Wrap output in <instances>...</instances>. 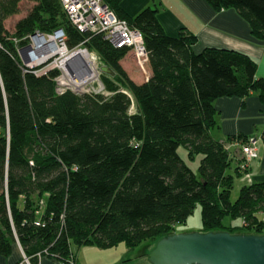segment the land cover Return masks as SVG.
Listing matches in <instances>:
<instances>
[{"label":"trees","instance_id":"1","mask_svg":"<svg viewBox=\"0 0 264 264\" xmlns=\"http://www.w3.org/2000/svg\"><path fill=\"white\" fill-rule=\"evenodd\" d=\"M22 1L0 0V256L19 244L30 264L43 257L70 264L83 246L132 248L173 233L198 206L203 232L259 234L225 219H243L254 230L264 212V182L244 185L232 202L235 176L227 170L238 153L212 133L218 98L258 92L264 105L254 58L218 47L197 53L195 33L167 34L157 9L130 16L120 0H105L143 34L151 77L137 83L122 64L130 48L78 30L60 0H27L35 5L8 27ZM206 1L236 10L264 41V0ZM59 28L68 48L85 41L99 54L110 71L101 74L109 95L59 94L58 69L36 74L24 63L20 50L31 35ZM181 148L189 160L202 155L197 171Z\"/></svg>","mask_w":264,"mask_h":264},{"label":"crops","instance_id":"2","mask_svg":"<svg viewBox=\"0 0 264 264\" xmlns=\"http://www.w3.org/2000/svg\"><path fill=\"white\" fill-rule=\"evenodd\" d=\"M120 6L130 16L146 7L157 9L158 20L167 34L178 35L181 29L195 33L197 42L194 51L197 53L206 47L229 48L246 53L257 62L256 76L264 78V41L253 36L249 23L236 10L214 9L206 0H120ZM215 107L218 125L212 132L216 130L218 137L214 136L229 144L238 154H241L243 141H256L257 157L248 166L251 170L245 174H248L250 182H264V142L261 139L264 105L258 92L245 98L220 97L215 101ZM115 248L83 246L76 249L77 253L72 259L75 264H122L125 261L124 251L129 253L130 249L124 247L118 251ZM0 264H26L20 245L16 244L9 256H0ZM40 264L64 263L43 257Z\"/></svg>","mask_w":264,"mask_h":264},{"label":"built area","instance_id":"3","mask_svg":"<svg viewBox=\"0 0 264 264\" xmlns=\"http://www.w3.org/2000/svg\"><path fill=\"white\" fill-rule=\"evenodd\" d=\"M60 2L63 6L68 20L81 32L100 34L105 40H107L115 47H129L131 51L139 57H147V50L145 47L142 32L136 28L131 27L126 19L120 18L116 14V12L106 3L105 0H60ZM45 36L47 38V35ZM48 36V38L55 36L56 44L54 45V43H51L49 41L42 43V48L46 50L45 53L52 52L53 50L50 49H53V47L55 46L63 48L66 51L64 55L60 54L61 56L59 57H54V55L56 54L49 56V60H47V62H49L44 65L42 69L44 71L51 69L59 70V75L56 78V91L58 93L71 90L76 93L82 94L83 89L81 88V85L86 84V82H89L91 80L88 79V77H90L87 75L88 72H90L91 74L95 72L93 71V64L96 63V55L92 53V51H90L88 48L81 47L84 45L83 43L85 41L79 45L80 47L78 46L79 48L76 47L74 49H69L66 44V33L62 28L57 29L54 35L51 34ZM30 44L31 47L27 50L30 52H28L27 55L31 58L32 54L35 53L34 50L36 49L37 44L33 40V35H31ZM78 50L84 52L85 57L82 58L79 56H72L73 53L77 52ZM69 57L70 59L66 61V59H68ZM67 62H69V68L67 67ZM44 71L36 70L35 73L41 74L45 73ZM71 86L74 87V89L70 88ZM98 87L100 90H94L93 92H102L105 89L102 81H100ZM251 142L252 143H248L247 145L242 147L243 153L245 154V156H248L246 157L247 161L243 163V166L246 167H248L250 164L247 162L251 161L252 158L255 159L258 153L256 141Z\"/></svg>","mask_w":264,"mask_h":264},{"label":"rangeland","instance_id":"4","mask_svg":"<svg viewBox=\"0 0 264 264\" xmlns=\"http://www.w3.org/2000/svg\"><path fill=\"white\" fill-rule=\"evenodd\" d=\"M34 5H35V2L27 1V0L22 1L21 2V11H20V13H18L16 15H13L11 19L7 20L8 27H11V29H14L13 26L15 25V23L19 19H21L25 15H27V13L32 9V7ZM62 8H63V6H62ZM12 31H14V30H12ZM36 32L41 33L38 30ZM44 34L47 35V39H49L48 35H51V33L50 34L44 33ZM52 34L54 35L55 32L52 33ZM81 47L82 48H88L87 46L85 47V45H83ZM21 50H20L21 57L22 58H24V56L28 57L27 54L30 51L26 50L27 52H23V51L21 52ZM90 51H92V53H94L97 56V57L95 56L96 63L93 64L96 67L95 68L93 66V71H95L94 73H95L96 77H95V79H93V80L91 79L89 82H86V84H82L81 85V88L83 89V94H85V93H88V94L89 93H94V94L109 95L106 92V89H104V91H102V92H93L94 90L95 91L100 90L99 87H98V84L101 81V74L104 72L103 68L105 67V65L103 64L99 54L96 51H94V50H90ZM59 56H61L60 53L54 55V57H59ZM51 60H53V59H51ZM48 62L47 61L46 62H42V63L40 62L39 65H36V70L37 71H41V70L44 71L42 68ZM122 64H123L124 68L127 70V72L129 73L130 77L133 80H135L137 83L145 82L151 77V70H150V65H149L148 58L147 57H143V58L139 57L138 55L133 53L131 51V49H130V52L128 53V55L123 59ZM97 70H98V72H97ZM48 71L49 70L44 71V72L46 73ZM41 74H44V73H41ZM70 88L74 89V87H72V86ZM64 92L65 91H63L61 93H64ZM61 93L59 92V94H61ZM131 97L133 99V104L131 106L130 111L131 112H135V110H136L135 100H134L133 95H131ZM212 133H213V135L218 137L216 130H214ZM248 143H252L251 140L250 141L246 140V141H243V143H241V145H240L241 154L239 153L237 155V158H236V161L237 160L239 161V159H240V162H235L233 160L231 167L227 170V173L232 174V175L235 176L234 187H233V189L231 191V200H232V202L237 200V198L239 197L240 190H241V188L244 185H251V184L254 183L253 181L250 182L248 174L247 175L245 174L246 172L250 171L251 169L249 167H246V166L242 165L245 161H247L246 157H248L247 155L245 156V154L243 153L242 147L247 145ZM226 146L227 147H231L229 144H226ZM180 153L183 156V158L186 160L188 165L194 171H197V169L199 167V164H200V160L202 158V155H198L197 158L194 159V160H189L185 148H181L180 149ZM240 155H243V159L240 158L241 157ZM253 159L254 158H252V160L247 162V163H251L253 161ZM237 165H238V167H236ZM235 169H238V172H235ZM258 215H260L262 217V221L257 223V224H255L256 226L253 228L254 230H252L251 226L247 225L243 219L231 220V219L226 218L225 219V223H228L230 225H236L237 224V226H243V228L241 229L243 231H255V229H256V231L259 232V234H264V212H260ZM201 228H202L201 207L198 206L196 208V210L194 211V213L188 218V221H187L186 224H178V225H176V229H175L176 231L175 232L170 233V234H166V235H163V236L162 235H158L156 237H147L144 240H142L140 243H138L135 247H132V248L128 247L125 243H122V244L117 245L115 249L118 250V251H120L124 247H128V249H130V252H129L130 255H128V256H127V254H129V253L127 251H124L125 254H123V257L125 258L124 259L125 261H123L122 264H152L149 261V259H148V255H149L150 251L155 247L157 241L160 238H162L164 236H167V235L174 234V233H178V232L182 233V232L201 231ZM126 256H127V258H126ZM24 262H26V264L29 263V261L25 257V255H24ZM70 264H75L73 259L71 260Z\"/></svg>","mask_w":264,"mask_h":264},{"label":"water","instance_id":"5","mask_svg":"<svg viewBox=\"0 0 264 264\" xmlns=\"http://www.w3.org/2000/svg\"><path fill=\"white\" fill-rule=\"evenodd\" d=\"M33 40L36 43L49 41L44 33L38 32L33 34ZM30 47L31 44L27 45L21 52ZM79 52L81 51L78 50L72 56H78ZM30 59L32 57L22 58L30 68L40 64H31ZM69 59L70 57L67 60ZM47 60L49 58L42 62ZM67 67L69 68V62ZM103 71L109 69L104 67ZM148 259L152 264H264V234H234L229 231L178 232L160 238L150 251Z\"/></svg>","mask_w":264,"mask_h":264},{"label":"bare ground","instance_id":"6","mask_svg":"<svg viewBox=\"0 0 264 264\" xmlns=\"http://www.w3.org/2000/svg\"><path fill=\"white\" fill-rule=\"evenodd\" d=\"M55 39H56V37L55 36H53V37H51V38H49V41H51L52 43H54L55 42ZM42 41H39V43H37V46H36V49L34 50V54H32V59H30V62L32 63V64H37V63H40V62H42V61H45L46 60V58H48L49 56H51V55H53V54H63L64 55V53H65V49H63V48H59L58 46H55V47H53V49H50V50H53L52 52H50V53H45V49L44 48H42V43H41ZM38 44H39V46H38ZM54 44H56V43H54ZM78 56H80V57H85V54H84V52H79V54H78ZM66 61H67V59H66ZM88 76H90V77H88V79H92L93 80V78H95L96 76L94 75V73H90V72H88V74H87Z\"/></svg>","mask_w":264,"mask_h":264}]
</instances>
